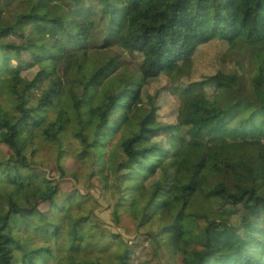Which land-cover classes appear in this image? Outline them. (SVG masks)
<instances>
[{
    "label": "trees",
    "instance_id": "obj_1",
    "mask_svg": "<svg viewBox=\"0 0 264 264\" xmlns=\"http://www.w3.org/2000/svg\"><path fill=\"white\" fill-rule=\"evenodd\" d=\"M48 75L59 177L68 128L87 180L126 173L131 203L110 219L130 240L109 234L107 262L78 257L82 245L108 251L90 187L65 193L37 173L22 188L0 173V264H264V0H0V167L32 160L23 135L47 102L31 91ZM113 76L121 88L95 105ZM22 80L5 97L12 115L3 92ZM190 98L209 112L181 124ZM45 195L46 212L30 205Z\"/></svg>",
    "mask_w": 264,
    "mask_h": 264
},
{
    "label": "rangeland",
    "instance_id": "obj_2",
    "mask_svg": "<svg viewBox=\"0 0 264 264\" xmlns=\"http://www.w3.org/2000/svg\"><path fill=\"white\" fill-rule=\"evenodd\" d=\"M116 52L100 54L92 59L90 67L95 68L100 66L106 60L115 55ZM52 83V76L41 79L37 88L31 91V102L34 105H38L43 101L47 102V108L33 112L27 123L26 130L23 137L26 140L27 155L32 157V160L25 166L16 169H11L8 166H1L0 173H8L9 178L16 182L22 188L26 185V180L32 178L37 173H45L46 178L52 183L59 186V188L65 192L70 193L73 190H79L82 194H85V188L90 187V195L95 199L94 221L100 231H103L104 235L101 237L99 243L107 247L108 251L103 252L99 248V244L90 247L80 246L77 251L78 257H87L91 259L96 257L103 262L110 261L111 254L118 248V242L109 237V234L119 235L124 241L128 242L130 239L124 234V230H120L110 219V215L113 213L117 203L122 200V203L130 205V199L127 192H122L127 185L125 172H120L116 176H111L108 181L101 180V177L97 175L93 179L87 180L88 168L85 161L78 158L76 154L79 151V144L76 140H73L68 128L66 129V135L64 138L63 149L64 155L61 158L60 167L67 174L66 178L61 179L57 171V167L54 164L55 152L52 144L48 142V138L53 135L56 129L55 118L62 115L59 109L58 102L55 96L50 93L49 88ZM24 81L16 82L13 86H8L3 92L2 104L5 111L12 115H17L19 110L15 101L5 99L12 91H19L22 89ZM121 88L119 80L113 76L106 81L101 87L98 88L94 104L99 105L104 100V96L109 91H118ZM154 88V87H153ZM19 106V105H18ZM209 112V104L202 99L190 98L188 99L185 109L178 117V121L181 124H187L191 118L204 116ZM166 119V118H164ZM9 157L8 147L5 142V133L0 131V164H4ZM72 174L77 177V180L72 177ZM107 173H103L102 176H106ZM86 181V184L84 183ZM31 206H37L41 212H46L50 205V201L47 196H44L43 201L30 200ZM121 203V204H122ZM12 222L17 223L21 221L20 216L13 215L11 217ZM190 229L183 230L181 236H188ZM190 241H197V238H190ZM191 263H195L193 260ZM234 264H247L242 258L233 259Z\"/></svg>",
    "mask_w": 264,
    "mask_h": 264
}]
</instances>
